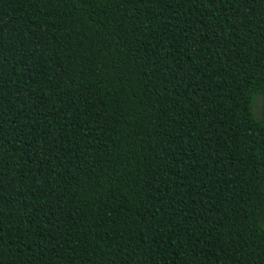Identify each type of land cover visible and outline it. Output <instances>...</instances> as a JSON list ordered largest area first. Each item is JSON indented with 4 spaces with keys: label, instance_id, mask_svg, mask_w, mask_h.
I'll list each match as a JSON object with an SVG mask.
<instances>
[{
    "label": "trees",
    "instance_id": "1",
    "mask_svg": "<svg viewBox=\"0 0 264 264\" xmlns=\"http://www.w3.org/2000/svg\"><path fill=\"white\" fill-rule=\"evenodd\" d=\"M264 0H0V264H264Z\"/></svg>",
    "mask_w": 264,
    "mask_h": 264
},
{
    "label": "rangeland",
    "instance_id": "2",
    "mask_svg": "<svg viewBox=\"0 0 264 264\" xmlns=\"http://www.w3.org/2000/svg\"><path fill=\"white\" fill-rule=\"evenodd\" d=\"M259 100H260V96H256L254 99V102H253V110H254V113H256V114L259 111V107H258Z\"/></svg>",
    "mask_w": 264,
    "mask_h": 264
},
{
    "label": "snow or ice",
    "instance_id": "3",
    "mask_svg": "<svg viewBox=\"0 0 264 264\" xmlns=\"http://www.w3.org/2000/svg\"><path fill=\"white\" fill-rule=\"evenodd\" d=\"M259 109L264 112V96H261L259 102H258Z\"/></svg>",
    "mask_w": 264,
    "mask_h": 264
}]
</instances>
